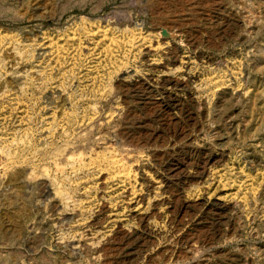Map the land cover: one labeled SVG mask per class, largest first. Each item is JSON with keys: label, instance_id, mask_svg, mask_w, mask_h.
Here are the masks:
<instances>
[{"label": "rangeland", "instance_id": "1", "mask_svg": "<svg viewBox=\"0 0 264 264\" xmlns=\"http://www.w3.org/2000/svg\"><path fill=\"white\" fill-rule=\"evenodd\" d=\"M0 264H264V0H0Z\"/></svg>", "mask_w": 264, "mask_h": 264}, {"label": "bare ground", "instance_id": "2", "mask_svg": "<svg viewBox=\"0 0 264 264\" xmlns=\"http://www.w3.org/2000/svg\"><path fill=\"white\" fill-rule=\"evenodd\" d=\"M164 92H166L165 90H164ZM179 101V100H178ZM175 103V102H174ZM177 133V132H176ZM190 159V158H189ZM188 160V159H187ZM203 164V163H202ZM174 168V167H173ZM119 174H120V172H119ZM122 174V173H121ZM167 175H168V173H167ZM169 176V175H168ZM45 188L47 189V187L49 186V184L47 185L46 183H45ZM141 210V209H140ZM116 215V214H115ZM111 221L112 222H114L115 224H118V222L120 221L118 218H116V217H114V218H112L111 219ZM148 231V230H147ZM89 244H90V242H86V243H78L77 245H75V246H73V248H74V250H76L78 247H81V248H84V249H86V247H89V248H91V247H93V246H89ZM77 251V250H76Z\"/></svg>", "mask_w": 264, "mask_h": 264}]
</instances>
